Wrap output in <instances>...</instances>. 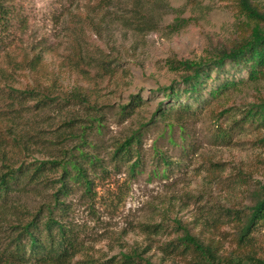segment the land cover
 <instances>
[{
	"label": "rangeland",
	"instance_id": "1",
	"mask_svg": "<svg viewBox=\"0 0 264 264\" xmlns=\"http://www.w3.org/2000/svg\"><path fill=\"white\" fill-rule=\"evenodd\" d=\"M251 2L264 13V0ZM255 26L264 30V20L248 16L238 0H0L1 148L12 161L18 157L12 127L30 146L26 162L58 160L71 174L75 164L87 171L92 193L72 179L68 214L55 210L82 245L80 257L113 263L136 249L157 264H187L170 251L183 227L221 253L242 256L225 210L247 209L264 185V124L245 116L264 101V77L251 80L246 70L228 67L215 79L213 72L204 99L223 78L237 84L206 105L174 102L162 88H185L174 61L213 57ZM38 53L59 75L65 98L39 108L32 101L11 105L7 87L51 83L50 76L16 70ZM137 98L142 105L128 113ZM188 102L191 112L176 113ZM160 105L173 114L161 116ZM135 132L142 162L131 175L113 149ZM51 187L18 201L31 210L51 203ZM255 239L264 256V226Z\"/></svg>",
	"mask_w": 264,
	"mask_h": 264
},
{
	"label": "trees",
	"instance_id": "2",
	"mask_svg": "<svg viewBox=\"0 0 264 264\" xmlns=\"http://www.w3.org/2000/svg\"><path fill=\"white\" fill-rule=\"evenodd\" d=\"M103 0H99L101 2ZM241 8L248 16L264 20V13L252 4L251 0H238ZM174 68L182 70L180 90L174 85L163 87L166 97L172 101L181 98L209 103L208 99L221 97L224 92L236 86V81L223 78L220 84L209 91L210 98L204 99L203 91L211 82L212 73L216 72L215 79L229 69L246 70L251 80L264 77V30L255 26L251 33L242 38L229 49L222 50L217 55L202 61L181 60L174 61ZM16 67V70H27L29 73H40L51 78V83L35 80L27 88L7 87L10 104L16 102L35 103L34 107H45L62 97L59 93L61 84L59 75L50 73L43 64L42 53L35 54L30 59H25ZM142 105V100L137 98L131 101L129 112ZM173 109L160 105L158 112L163 117L173 114ZM191 112L188 103L181 104L176 113L186 114ZM245 116L250 122L264 124V101L252 106L246 111ZM14 148L18 157L8 155V151L1 148L5 139L0 137V264H157L149 257L134 249L123 253L113 261H101L91 255L80 257L83 247L70 226L61 219L56 218L55 210L61 215H67L69 205L65 198L72 188L69 181L75 179L85 188V193H92L93 182L88 178V173L83 166L74 165L77 172L71 174L66 168V163L58 160H34L26 162L25 157L30 146L22 135L11 133ZM141 138L138 132L117 143L113 149V157L128 164L131 175L140 171L142 154L140 151ZM158 153V151H157ZM159 162L169 165V160L161 153L158 154ZM95 161H91L94 164ZM56 175V177H54ZM55 184H58L54 188ZM39 186L49 188L52 186L51 203H41L36 209L18 201L21 194H27ZM227 220L235 223L236 242L239 248L244 249L242 256L232 253H221L217 246L206 242L200 236L193 234L187 227L182 228V235L170 251L181 257H186L187 264H264V256L256 245L255 233L264 226V185L256 193L255 202L247 209H226ZM172 243V242H171Z\"/></svg>",
	"mask_w": 264,
	"mask_h": 264
}]
</instances>
